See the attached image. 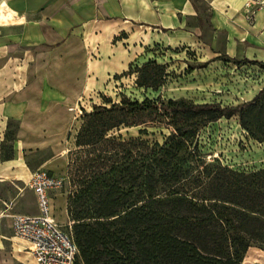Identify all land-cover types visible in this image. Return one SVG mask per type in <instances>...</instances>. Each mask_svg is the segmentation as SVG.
<instances>
[{"label":"trees","instance_id":"obj_1","mask_svg":"<svg viewBox=\"0 0 264 264\" xmlns=\"http://www.w3.org/2000/svg\"><path fill=\"white\" fill-rule=\"evenodd\" d=\"M128 73L156 88L165 64L134 61L115 75ZM103 102L82 112L69 151L74 264H241L249 246L264 249V166L207 159L198 140L204 125L233 116L264 140V84L229 104L124 93ZM9 123L4 136L14 140ZM132 126L136 134L122 133Z\"/></svg>","mask_w":264,"mask_h":264},{"label":"crops","instance_id":"obj_2","mask_svg":"<svg viewBox=\"0 0 264 264\" xmlns=\"http://www.w3.org/2000/svg\"><path fill=\"white\" fill-rule=\"evenodd\" d=\"M244 1L0 0V143L8 122L17 124L13 155L2 159L0 148V200L7 207L26 203L19 197L32 172L27 154L43 148L56 154L69 135L70 103L103 91L109 74L148 48L213 52L221 45L231 50L236 37L264 39V6L248 24ZM40 166L53 172L58 162ZM19 243L15 257L36 264L21 251L27 243Z\"/></svg>","mask_w":264,"mask_h":264},{"label":"rangeland","instance_id":"obj_3","mask_svg":"<svg viewBox=\"0 0 264 264\" xmlns=\"http://www.w3.org/2000/svg\"><path fill=\"white\" fill-rule=\"evenodd\" d=\"M217 48L219 49L217 51L204 52L190 48L150 47L137 62L155 58L165 64V76L158 87H137L134 82L135 74L112 73L108 75V87L103 91L98 94L83 92L73 104L70 103L69 107H72L69 109L70 131L63 147L57 150L56 154L50 148H43L33 150L26 156V161L31 165L32 170L47 168L41 167L40 164L53 157L56 158L58 166L52 171L64 176L65 183L61 189L51 193V201L52 211L63 228H68L73 222L67 214V199L74 188L67 172V163L69 151L76 147L75 134L81 123L82 112L91 109L93 105L104 103L107 96L113 101H118L120 93L139 99L144 96H161L198 102L219 101L223 104L237 103L252 97L264 84V39L236 37L234 48L231 50L225 49L222 45ZM15 124L16 121L10 120V130H14ZM155 129L149 127L150 131ZM137 130L138 126L121 129L125 135L136 134ZM11 136L5 134L2 138L0 144L3 145V152L11 150L13 153L14 140ZM198 140L207 159L216 157L222 163L240 169L264 166V140L258 141L249 137L236 116L221 117L207 123L199 130ZM62 155L66 160L64 165L59 163ZM21 190L19 201L26 203H12L7 207L0 200V205L8 208V211L30 209L33 212L37 211L35 195L26 182ZM0 229L4 233L0 236V264H27L24 257L14 255V248L22 239L13 234L8 217L0 221ZM21 251L31 256L30 250L25 245L21 246ZM241 264H264V249L257 245L249 246Z\"/></svg>","mask_w":264,"mask_h":264},{"label":"built area","instance_id":"obj_4","mask_svg":"<svg viewBox=\"0 0 264 264\" xmlns=\"http://www.w3.org/2000/svg\"><path fill=\"white\" fill-rule=\"evenodd\" d=\"M264 0H245L244 17L253 23L255 13ZM62 175L45 168L32 170L26 185L33 191L37 204L35 213L10 212L0 205V221L8 217L12 232L27 242L36 264H74L78 252L71 225L63 228L52 211L51 193L64 186Z\"/></svg>","mask_w":264,"mask_h":264}]
</instances>
